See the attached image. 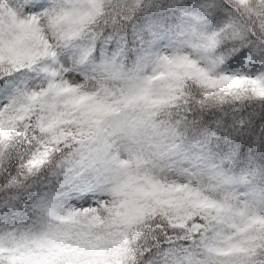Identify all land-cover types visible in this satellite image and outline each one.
<instances>
[{
	"label": "snow or ice",
	"instance_id": "1",
	"mask_svg": "<svg viewBox=\"0 0 264 264\" xmlns=\"http://www.w3.org/2000/svg\"><path fill=\"white\" fill-rule=\"evenodd\" d=\"M0 264H264V0H0Z\"/></svg>",
	"mask_w": 264,
	"mask_h": 264
}]
</instances>
